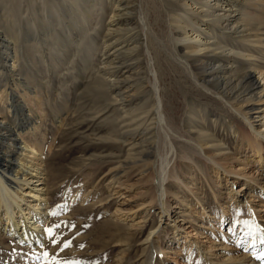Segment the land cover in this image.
<instances>
[{
	"label": "bare ground",
	"instance_id": "1",
	"mask_svg": "<svg viewBox=\"0 0 264 264\" xmlns=\"http://www.w3.org/2000/svg\"><path fill=\"white\" fill-rule=\"evenodd\" d=\"M13 1L18 3V8H24L22 12L25 18L28 16V20L33 13L42 9L41 7L55 2L30 0L24 7V4L19 5L21 0ZM85 2L88 10L96 4H100L101 9H104L106 4V43L104 42L101 48L103 58L100 63L105 62L106 58H116L118 53L125 52L127 56L136 51L138 54L135 62L122 60L117 67L120 74L112 70V77L107 80V84L110 92L115 91L112 98L114 102H106V67H97L89 75L90 82L98 89H95L97 91L94 97L100 100L92 102L94 111L104 113L110 107L113 112L120 109L125 114L119 118L115 117L112 127L120 130L115 137L108 136L104 139L108 143L115 140L111 143H119L120 148L124 147L126 150L123 159L116 157L117 165L113 166V169L135 164L142 168V176L145 172L152 175V191L147 198L150 202L159 201L158 217H164L166 220L172 217L167 200L171 183L166 182V178L169 176L182 183L179 186L188 189V194L177 202L181 204L177 214L181 220L189 219V222L193 223L197 218H207V211L214 213L216 206L223 204L219 202L223 199L220 190L215 189L210 182L212 175L208 169L212 170L216 178L220 177V173L225 177L229 175L230 183L223 185L226 191L224 198L226 206L235 207L238 212L229 228L233 230V227H236L239 230L234 238L241 236L242 243L245 247L248 246L249 254L243 252L240 255L234 253L235 249L226 247L228 252L222 257L224 263H220L216 257L212 258L211 251L202 252L195 249L196 253H199L196 262L264 264V257L257 259L259 254L254 253L258 245H261L258 252L264 251V222L258 220L259 215L255 213L257 206L252 205L248 199L254 192L264 196V109L263 115L253 116L251 113L260 108L255 104H264V78L259 77V74L256 76V69L264 68L263 48L253 45L264 44V28L259 26L264 22L259 23L248 16L254 13L251 11L255 8L264 5V0ZM61 3L63 2L44 10L43 17L36 23L37 31L30 33L31 44L22 43L23 51L36 50V60L41 59L44 63L48 61L51 52L58 51L63 57L69 55L70 48L66 45L69 37L72 42L77 36L79 42L93 40V36L87 32L88 10L82 8V1L65 0V5L58 7ZM75 16H78V27L71 21ZM22 18H13V23L20 24ZM119 36L123 40L120 47L116 48L113 40H117ZM49 40L51 43L47 45ZM162 40L168 41L167 50L157 47L156 42ZM14 52L16 55L15 49ZM0 55V73L17 67L16 63L7 64L9 52L4 51ZM88 65L90 66V60ZM16 82L24 88L21 96L16 95V92L14 94L10 89L11 102H0V232L14 239L15 243L38 251L44 247L47 240L44 228L47 186L45 187L46 175L42 165L45 156L42 151L44 136L39 127L40 121H37L40 116L25 114V101L29 93L36 92L33 96L42 93L40 89L35 91L29 87L22 75ZM1 91L0 100L6 95ZM134 96L142 101L133 102ZM19 97H22L24 102H19ZM256 117L260 118L257 120ZM242 123L248 125L249 133L239 127ZM60 125L62 121L58 123V126ZM246 149L249 150V155L256 164L255 168L261 175L258 173L250 177L224 163L225 160L232 159L233 154ZM173 154L190 162L187 168L183 169L185 172L194 167L200 174L190 181L195 190L178 175L183 162H170ZM108 172L105 179L109 176L114 178L118 173L116 171L110 175ZM238 178H243L241 191L236 190L235 186ZM111 185L110 183L106 186L108 188ZM204 186L208 187L207 191L203 189ZM70 200L73 202L78 200V197L74 195ZM178 216L172 220L174 223L171 228L174 234L181 227L175 220ZM226 219L224 208L221 207L218 227ZM141 233L142 230L137 236ZM186 238L187 234L182 239L185 241ZM162 239V230L156 226L149 231L144 241L139 242L140 239H137L134 232L117 240L122 244V248H119L123 252L127 250L129 254L127 264H165L166 254L156 253V248L158 252L162 250ZM192 243L194 241L189 243V248ZM132 245L137 246L134 252H131ZM226 259L229 260L228 263H225Z\"/></svg>",
	"mask_w": 264,
	"mask_h": 264
},
{
	"label": "rangeland",
	"instance_id": "2",
	"mask_svg": "<svg viewBox=\"0 0 264 264\" xmlns=\"http://www.w3.org/2000/svg\"><path fill=\"white\" fill-rule=\"evenodd\" d=\"M54 1L41 7L42 9L33 13L28 20V16L25 18L22 12L24 8H18V3L13 0H0V53L9 52L10 58L7 64H17L15 65L17 67L13 69L14 71L7 70L0 73V91L3 90V95L6 94L0 102H11L9 99L10 89L13 90L14 94L16 92V95L21 96L24 88L16 82V79L21 75L29 87L35 91L40 89L42 93L37 96H33L36 92L26 95L25 102L28 106L26 104L25 106L28 110L26 109L25 114L32 113L35 117L38 115L41 117H37L38 120H36L40 121L39 127H41L44 136L42 151L45 156L42 165L45 168L46 175L45 187L47 186V189H45L47 213L45 214L44 228L45 230L53 228V236L46 233L47 240L44 247L38 251L17 244L14 239L7 235L4 236L0 232V264H52V256H56L60 261H78L80 264H127L129 254L127 250L125 252L121 250L122 244L117 239L125 238L128 233L134 232L137 239H140L139 242H141L144 241V238L146 239L149 231L156 226L157 229L162 230L163 237L162 250L158 252V248H156V253L164 252L166 254L165 264H199L196 262L199 253H196L195 249L202 252L211 251L213 253L212 258L216 257L220 263L229 248L235 249L234 253L240 255L243 252L249 254L248 246L245 247L242 243L241 236L237 238L238 240L234 238L239 230L236 227H233V230L229 228L234 216L238 214L235 207L231 206L232 209L226 206L224 198L226 191L223 185L230 183L231 178L229 175L225 177L223 173H220V177L216 178L212 170L208 169V172L212 175L210 182L215 189L220 190L223 199L219 202L223 204L222 206L217 205L216 210H213L214 213L207 211V218H197L193 223L189 222V219L181 220V217L177 214L181 208V204L177 202L182 200L186 193L188 194V189L180 187L182 183H178L176 179H171L169 176L166 178L168 179L166 182L171 183L167 200L169 202V212L172 215L170 219L166 220L164 217H158L160 215L159 201L150 202L151 200L147 198L152 191L151 184L154 180L152 175H147L148 172H145L142 176L140 173L142 168L135 164L113 169V166L117 165L116 157L119 156L123 159L126 150L124 147L123 149L120 148L119 143H111L115 140L108 143L104 139L108 136L109 138L115 137L120 131L118 128L112 127L115 117L119 118L120 115L125 114L120 109L113 112L110 107H107L108 109L106 108L107 110L104 113L94 111L92 102H100V100L94 97V93L98 89L96 85H92L90 82L91 77L89 75L97 67H103L102 65L106 67V102H114L112 98L115 91L110 92L107 80L112 77L110 76L112 70L119 72L117 67L124 59L126 62H135L138 59V54L136 51L129 53L127 56L125 52L118 53L116 58H106L105 62L100 63L103 58L101 48L103 43H106V4L104 9H101L100 4H96L88 10L85 2L88 0H81L82 8L88 10L87 32L93 36V40L79 42L77 36L72 42V38L69 37L66 42V45L70 48L69 58L68 56L63 57L57 51V55L53 52L48 55L49 58L46 63L41 59L36 60L35 57L38 52L33 49L23 51L22 43L31 44L32 41H29L30 33L37 31L36 23L43 15L44 10L54 7L53 5L59 2L63 3L58 7L65 5V0ZM28 2L30 0H21L19 5L24 4L25 7ZM99 3H101L100 0ZM251 12L254 13L248 14L249 17L256 19L259 23L264 22V5L255 8ZM13 18H22V22L20 24L15 22L14 24ZM77 19L78 16L71 19L75 27L79 25L76 24ZM259 26L264 28V24ZM76 34H79V32H76ZM122 40L123 38L120 36L117 40H113L116 48L120 47ZM110 41L111 39L108 40V42ZM49 43L51 41L47 45ZM167 43L168 41L162 40L157 41L156 45L162 50H167ZM253 45L262 47L264 55V44ZM63 46H65L64 43ZM40 49L43 50V47ZM89 60L90 66H87ZM110 63L114 64L111 65ZM258 74L259 77L263 76L264 78V68L256 69V76ZM262 81L264 82V79ZM133 99L135 103L142 101L135 96ZM19 102H24V99L19 97ZM255 106H260V108L251 111L252 115H263L264 104L257 103ZM259 118L256 117L257 120ZM60 121H62V125L58 126ZM262 121L264 122V120ZM239 127L247 133L250 132V128L244 123L240 124ZM262 130L264 131V126ZM174 161L176 163L183 162L178 175L183 178L184 183H188V186L195 190V186L190 181H193V177L200 176L196 168L187 169L186 172L189 171V174V172L186 173L183 170L190 163L187 159L173 154L170 162L173 163ZM224 163L233 170H241L250 177L259 173L248 149L233 154V158L225 160ZM109 170L112 172H108ZM116 171L118 173L115 174L114 178L109 176L105 179L107 172L111 175ZM259 175L261 174L259 173ZM219 179L220 183H218ZM242 181L243 178L236 180V190L241 191ZM110 183L112 185L107 188L106 185H110ZM203 189L207 191L208 187L204 186ZM74 195L78 197V200L71 202L70 198ZM147 199L148 201H146ZM248 199L252 205L257 206L255 207V213L257 216L259 215L258 220L264 222V196L254 192L251 196L249 195ZM221 207L224 208V218L227 219L218 227L217 221ZM53 213L56 214L53 215ZM176 216L178 217L175 220L178 221L181 227L174 234L171 227L174 223L172 220ZM209 216L211 220H209ZM57 224L60 225L59 228L54 227ZM258 226L261 227L259 222ZM140 230H142V233L137 236ZM179 232L180 235H178ZM185 234H187V238L184 241L182 238ZM224 235H228V239ZM54 238H58L57 244L52 243ZM65 241H70V246L61 250ZM193 241L195 244L192 243L189 248V243ZM137 243L134 244L137 245ZM135 245L131 246V252L136 251L137 246ZM255 248L254 253L260 254L258 250L261 245ZM44 252H48V259L43 257ZM220 258L222 260H219ZM225 261V263L229 262L227 259Z\"/></svg>",
	"mask_w": 264,
	"mask_h": 264
},
{
	"label": "snow or ice",
	"instance_id": "3",
	"mask_svg": "<svg viewBox=\"0 0 264 264\" xmlns=\"http://www.w3.org/2000/svg\"><path fill=\"white\" fill-rule=\"evenodd\" d=\"M55 214H56V213H53V215H55ZM54 227H55V228H59L60 225L57 224V225H55ZM46 233H47V235H49V236H53V228H48V229H46ZM57 240H58V238H54V239L52 240V243H53V244H57ZM70 243H71L70 241H65V242L63 243V245H62L61 250H63V248H67V247H69V246H70ZM43 257H44L45 259H48V257H49L48 252H44V253H43ZM261 257H264V251H262V252L259 254V256H257V259H260ZM51 262H52V264H80V262H78V261H60V260L57 259L56 256H52V257H51Z\"/></svg>",
	"mask_w": 264,
	"mask_h": 264
}]
</instances>
